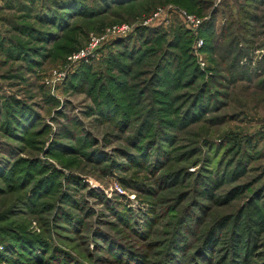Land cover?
<instances>
[{"label": "rangeland", "instance_id": "1", "mask_svg": "<svg viewBox=\"0 0 264 264\" xmlns=\"http://www.w3.org/2000/svg\"><path fill=\"white\" fill-rule=\"evenodd\" d=\"M9 1L0 0V264H264V0L250 2L254 35L236 23L229 32L252 40L234 66L206 51L201 30L213 20L219 36L245 0H127L61 24L37 16L56 1L13 12ZM122 26L132 30L108 37ZM171 29L190 32L192 48ZM145 30L152 36L139 38ZM92 37L102 39L95 57L53 84ZM248 206L262 231L236 248L234 222Z\"/></svg>", "mask_w": 264, "mask_h": 264}, {"label": "trees", "instance_id": "2", "mask_svg": "<svg viewBox=\"0 0 264 264\" xmlns=\"http://www.w3.org/2000/svg\"><path fill=\"white\" fill-rule=\"evenodd\" d=\"M24 1L26 0H10L9 2H7L6 9H9L11 12H13L12 9L14 7L21 11H27L29 7V5L27 4L29 3H25ZM28 1L30 3H33V5L35 4V7L39 4L38 2L39 0H28ZM41 1H42L43 7L44 6L46 7V5H48L50 2V0H41ZM54 1L56 2L54 3ZM112 1H115V0H93V2L91 3H88L87 0H53L52 2L54 4H50V9L46 10L44 8L43 10H39L37 13V16L45 18L47 20L56 21V23L60 21V24H61V20L63 19L62 16H66V15L69 16L74 13L75 16H84V17L90 16L89 18H92L96 14H98V16H103L104 14H106L109 10V9L106 10V7H108L109 5H111L109 8H114L115 6L122 7L123 5L129 4L127 0H118V4L112 3ZM250 2L252 3L253 0H245L242 5L241 4L239 5L237 13L235 14L237 15L236 18L232 15L233 12L232 14H230L231 16V18L229 19L230 24L226 28L221 30L219 36L215 35L216 29H214L215 24L213 23V20L208 21L205 24V26H203V29L201 30V36L206 40V51L212 55V54H216L217 51L221 50L222 52L225 53V58H224L225 62H232L233 64L232 66L239 65L240 60L243 57H246L247 55H249L248 51L250 52L251 50L250 48L252 47V40H250L249 38L244 36L240 40V38H238L237 36L229 34V32H232L233 30V24L236 23L239 26H241L243 29L247 30L250 36L254 35L253 32L249 31L250 27L252 26V23H250L249 19L247 18V16L248 17L250 16L248 15L249 14L248 12H250L251 10ZM56 8H58V10H56ZM12 23L22 26L21 23H18L16 21L14 22L13 20H12ZM60 24H57L58 27H61L59 26ZM105 27L106 26H103L98 31L105 29ZM15 29L16 31H25V32H31L33 30L32 28L27 27V26H22L21 28H15ZM146 33L152 36V32H149V30H145V31L139 32V38H142V36L145 35ZM169 33L170 35L173 34L172 39L179 40L181 44L183 43V40H186L187 44H190L191 45L190 47L192 48L195 38L190 32L186 31V33H184L181 30L175 31L171 29ZM31 36L32 38L34 37L33 34ZM42 37L44 38L43 41L47 42L50 36H49V33H42ZM155 40L156 41L166 40V38L158 39V37H156ZM19 45H22V47L19 48V51H21L22 49H25V46L22 43H18V46ZM18 46L16 45V47ZM241 46H243L244 49H242ZM78 50L79 49H77V51ZM22 52L24 53V51ZM73 52L74 51L69 52L66 58ZM37 54H38L37 56L39 57L44 55V53L41 51H39V53ZM216 64H220V62H216ZM81 66L82 67L79 69L80 70L79 72L87 68V65L82 64ZM192 117H194V114H192ZM41 183L38 185V187L41 185ZM240 191H241V188H236L232 190L231 192L227 193L225 198L223 199L224 200L223 204H229L233 200H235L237 196L241 194ZM206 196L209 197V194ZM244 209L238 214V217L236 218V221L234 222L233 232L231 234L232 235L231 237L232 245L235 246L236 248L240 247V244L244 240L245 235L247 234L259 235L260 232L262 231L263 225H262L261 219H259L258 217L259 212L257 208L248 206V209L246 211ZM213 242H214L213 236H210L208 239V244L213 243Z\"/></svg>", "mask_w": 264, "mask_h": 264}, {"label": "built area", "instance_id": "3", "mask_svg": "<svg viewBox=\"0 0 264 264\" xmlns=\"http://www.w3.org/2000/svg\"><path fill=\"white\" fill-rule=\"evenodd\" d=\"M162 10H159L158 12H156L154 15L155 17H158L161 14ZM149 23V22H148ZM146 23V24H148ZM193 23V27L195 29H197L200 25V21L197 22H192ZM132 29L130 27L127 26H122L120 28H114L113 30H109L108 32V37H122L127 35L128 33H130ZM107 36H104L103 39L108 38ZM102 39L98 38V37H92L91 41H90V45L88 48L81 50L78 54L73 55L72 57L69 58V61L71 62V64L69 65V68L66 70V73H62L59 75H57V80L53 81L54 83H57L60 80H63L67 74L69 73L70 68H72L75 65H78L80 63H89V60L93 57H95L96 52L98 51V49L100 48L99 45L101 43ZM203 45V42L200 41L198 43V47L200 48ZM198 62L200 64V66H204V62L203 59L201 57H199Z\"/></svg>", "mask_w": 264, "mask_h": 264}]
</instances>
